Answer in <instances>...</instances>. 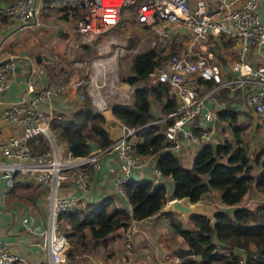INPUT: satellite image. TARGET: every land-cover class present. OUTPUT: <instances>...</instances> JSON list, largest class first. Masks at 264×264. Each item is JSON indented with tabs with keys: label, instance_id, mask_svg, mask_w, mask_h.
I'll list each match as a JSON object with an SVG mask.
<instances>
[{
	"label": "built area",
	"instance_id": "obj_1",
	"mask_svg": "<svg viewBox=\"0 0 264 264\" xmlns=\"http://www.w3.org/2000/svg\"><path fill=\"white\" fill-rule=\"evenodd\" d=\"M46 4L51 12L46 16L54 21L48 27L55 24L65 33L73 30L84 42L111 30L127 9L137 24L156 30L160 36L166 37L169 33L187 36L184 47L159 57L158 65L150 73L169 85L176 96L175 107L152 123L167 122L165 137L171 144L169 148L179 155L183 153L184 141L203 144L214 139L216 112L210 103L225 87H244L248 106L264 124V62L253 63L250 59L251 47L264 43V22L257 0H0V18L17 26L16 29L34 28L42 24ZM221 38L233 40L237 46L231 65L235 76L222 80L219 75L227 72L221 68L214 49L215 41L219 44ZM104 51H110L116 58L124 56L127 50L119 46L111 50L108 46ZM16 61L17 57L12 54L0 59V93L11 85ZM93 65V73L87 79L72 82L77 99H83L84 93L78 88L85 86L96 109L110 112L109 97L118 90L123 98L130 88L117 86L113 74H106L105 61L99 59ZM28 74L42 76L44 83L41 82L31 99L22 98L2 111L4 118L20 124L22 131L0 139V181L4 183L3 196L17 183L40 185L45 189L46 214L42 223H33L27 217H22L21 222L35 237L33 242L49 255L50 264H62L68 241L60 231L59 214L89 204L87 197L93 193L92 173L101 168L103 156L110 154L118 162L120 174L113 186L119 194H122V182L128 178L147 175L155 185L163 184L165 178L154 164V156H143L135 149V133L145 126L128 127L119 121V132L108 146L86 156H72L66 143L50 126L51 118L57 114L51 111V106L59 101L65 84L52 85L51 77L39 63L33 65L30 61ZM205 82L211 83L205 85ZM41 101H47L49 107L41 108ZM41 138L47 148L33 150L31 144ZM67 182L76 193L65 190ZM124 236L125 246L130 250L131 231L126 229ZM145 256L149 258L148 254ZM22 261L24 257L0 239V264Z\"/></svg>",
	"mask_w": 264,
	"mask_h": 264
},
{
	"label": "trees",
	"instance_id": "obj_2",
	"mask_svg": "<svg viewBox=\"0 0 264 264\" xmlns=\"http://www.w3.org/2000/svg\"><path fill=\"white\" fill-rule=\"evenodd\" d=\"M45 8L49 9V4ZM228 41L221 38L219 44ZM159 59L156 48L133 57L132 72L121 79L135 86L132 102L114 103L111 111L128 127L145 126L135 133V149L143 156H154V164L173 189L168 191L165 185H155L147 177L128 178L121 184L124 203L109 208L113 199L108 198L98 204L62 211L59 214L60 231L66 235L68 245H73L78 253H73L70 248L65 252L63 264H79L76 256L86 252L89 242L90 247L100 242L104 244L119 227L131 228L132 221L156 214L167 217L170 229L185 241V245L172 250V254L180 258L179 264H212L218 261L225 264H264V199L255 200L252 207L239 206L253 186L264 191V150L254 154L253 159L250 157L249 147L243 143L237 123L239 110L232 107L234 98L231 97L227 98V106L218 110L217 116L219 121L228 123L233 137H223L216 144L204 142L191 165L184 166L180 155L169 148L171 144L164 134L167 122L152 123L160 117L155 114L154 101L160 104L161 116L176 105V96L169 85L158 80L153 84L145 83ZM58 73L64 75V84L70 73L59 68ZM210 83L205 82V85ZM106 123V117L96 109L88 94L70 113L55 114L50 120L52 130L66 143L74 157L89 155L112 142ZM254 162L261 166L255 175L252 174ZM211 189L219 190L220 202L230 207L219 208L214 225L203 215H193L190 217L193 227L188 228L173 213H161L163 205L172 198L188 197L195 202ZM234 247L244 249L245 261Z\"/></svg>",
	"mask_w": 264,
	"mask_h": 264
},
{
	"label": "crops",
	"instance_id": "obj_3",
	"mask_svg": "<svg viewBox=\"0 0 264 264\" xmlns=\"http://www.w3.org/2000/svg\"><path fill=\"white\" fill-rule=\"evenodd\" d=\"M257 2L261 20L264 22V0H257ZM53 32L54 31H51V33ZM58 37L61 36L58 35ZM171 37L177 36L173 35ZM230 41H232V45L229 43H221L220 46L224 61L226 60L227 62V65L221 64V68L227 73L220 74V80L235 76V72L231 70V65L235 57L232 61L231 58L235 55V49L237 46L236 43L234 44L233 40ZM40 45V48L36 46V49L32 50L33 60L29 54L22 55L17 59V67L12 74L11 85L8 90L0 93V139L9 135L19 134L22 131V126L6 120L2 115V111H4L11 103H15L22 98L25 100L31 99L40 88L41 82L44 83V78L42 76L36 77L33 74H28L30 61L33 65L37 63L42 65L46 73H48L46 64L50 65L55 61V56L50 51L52 44L49 45V49H47L45 43H40ZM38 53L49 55L51 61L47 62L41 60L40 62H37L35 60V55ZM7 55L9 54L0 52V59L5 58ZM250 59L253 63L264 62V43L259 47H251ZM75 80H77V78L73 80L72 74L68 75L67 80L64 83L65 89L62 92L59 101H57V103L53 102V105L51 106V111L53 113L68 114L75 108V105L78 102L77 90L72 85V82ZM123 83L125 84V82ZM226 89L229 90L228 94L219 98L221 91L225 90L223 88L214 95L213 100L210 103L211 107L214 108L216 112L213 133L214 139L211 141L213 144L218 143L221 136L226 134L222 132L218 124L219 120L217 112L219 109L227 106V98H234L232 107L239 110V113L240 110L243 109L242 107H244V104L247 103L244 87H227ZM240 101H244L243 106H241L242 103H239ZM40 107L47 109L49 107L47 101H41ZM103 114L107 120L105 126L109 131L110 137L113 139L119 132V119L113 115L111 110L110 112H104ZM155 114L157 115V109H155ZM238 116H242V114H238ZM203 144H188L184 141L183 153H181L180 156L189 162V156L192 155V157H194L198 148ZM262 149L264 150V148ZM256 153H259V150ZM100 165L101 168L92 173L93 179L91 185L93 187V193L91 196L87 197L89 205L95 203L98 204L108 198H112L113 201L117 203L116 205L124 203V195L117 193L113 186L114 179L120 174L118 162L110 154H107L100 159ZM146 174H149L148 169ZM145 177L148 178L149 176L146 175ZM67 184L68 187L65 188V190H67L69 194L77 192L69 182H67ZM3 187V181H0V239L3 240L12 250L17 251L24 257V261L16 264H50L49 255L33 242L35 237L30 234L29 230L21 222L22 217H27L33 223H42L46 214V204L44 201L46 193L45 189L40 185L17 183L10 192L3 196ZM214 192L215 197L212 196V193ZM250 192L243 197L239 206L252 207L254 205L255 200L258 198L256 197L255 192L253 193L255 196L249 195ZM207 193H210L208 194L209 196L204 195L198 200V202L204 203L217 210H219V208H230L220 202L219 190L211 189L207 191L206 194ZM19 195H21L20 198ZM173 214L176 215L185 226L187 222L192 224L190 218H185L183 215L177 213ZM131 224L133 225L131 228L128 227L124 229L119 227L116 229L107 237L104 244L100 242L95 247H92L94 248L93 251L82 253L81 257H83V259L79 264H179L181 262L180 258L172 254V250L177 246L185 245V241L181 236L170 229L167 217L156 214L142 220L132 221ZM186 227L192 228L193 224L192 226L189 225ZM126 229L132 231L134 239L133 246L130 250L125 246V237L123 241L124 231ZM146 254L149 255V258L145 256Z\"/></svg>",
	"mask_w": 264,
	"mask_h": 264
},
{
	"label": "rangeland",
	"instance_id": "obj_4",
	"mask_svg": "<svg viewBox=\"0 0 264 264\" xmlns=\"http://www.w3.org/2000/svg\"><path fill=\"white\" fill-rule=\"evenodd\" d=\"M190 3L193 2L191 1ZM50 14V9L45 8L43 15H41L42 24L34 28L23 27L20 29H15L17 26L7 21L6 19L0 18V52L5 54H12L16 56L17 59L22 55L29 54L31 56V59L33 60L34 58L32 50H35L36 46L40 48V43H45V46L47 47V49H49V45L52 44L50 51L55 56V61L53 62V64L48 65L46 69L49 76L51 77L52 85L55 86L62 85V78L64 76L63 74L58 73V68L59 70H67V73L72 74L73 80L76 78L87 79L88 74L93 73V62L99 59L105 61L106 74H113V76L116 78L117 86L119 84H122L123 88H125L126 85L130 88L128 95L124 96L123 98L119 96V92L117 90L115 95L109 97V101H107V104L109 105L118 102H132L133 86H131L130 84L128 85L127 82H125L127 84H124V81H122L121 79L126 74H130L132 72V60L137 53L156 48L158 50L159 57H163L169 52L178 51L179 48L184 47V44L187 40L186 35L183 37H171L173 35L169 33L166 37L160 36L156 30L151 29L147 26L144 27L137 24L134 17L131 15L130 10L127 9L122 14L119 23L111 30L103 33L102 35L92 39L89 42H84L82 38L78 36V34L73 30H70V32L66 33L64 31L58 32L60 29L58 30V26L55 24H53L51 30L48 27V23H54V21H52L53 19L51 17L46 16ZM46 29H49L50 31ZM51 31L54 32L51 33ZM58 35H60L61 37H58ZM131 40H133V42H131ZM231 42L232 41L230 40L228 41L229 44H231ZM212 45L213 41H210V46ZM108 46L109 48H111V50L116 46H119L126 48L127 51L124 56H117L116 58H113L110 51H104ZM214 49L217 50V59L219 64L227 65L226 60L224 61V57L218 43H215ZM234 57L236 58L235 55L232 56L231 61L234 59ZM155 82V76H150V78L145 83L153 84ZM78 91L82 94L84 93V95L87 94L85 86L78 88ZM120 92L122 93L123 90H120ZM228 92V89L221 91L219 98L224 97V95L228 94ZM239 103H242L241 106H243L244 101H240ZM153 107L157 109V114L161 116L162 112L160 110V104L154 101ZM242 108L243 109L240 110L239 113L242 114V116L238 117L237 123L241 128L240 135L242 136L243 143L247 147H249V155L253 159L254 154H256L258 150L260 153L263 150L262 148H264V124L259 117L254 115L247 103H245L244 107ZM218 124L222 132L226 133V136L233 137L230 126L227 125L228 123H222V121H219ZM225 135L223 134L219 141L222 140L223 137H226ZM31 147L33 150L42 151L47 148V144L44 139L41 138L37 143H32ZM192 158V155L189 156L188 162V160L180 156L181 163L184 166H189L192 163ZM253 167L255 168L253 169L252 174L255 175L260 171L261 166L254 162ZM254 192L256 193V197L258 199H264V191H260L258 187L253 186L249 195L255 196L253 194ZM208 194L210 193L205 194V196ZM212 196L215 197V192L212 193ZM20 197L21 195H19V198ZM44 201H46V198H44ZM116 204V202L112 201L111 203H109V208L114 207ZM189 225L192 226L190 222H187L186 226ZM131 242L133 246V236ZM90 245L91 242H89V247L86 252L93 251L94 248L90 247ZM70 248L73 253H77L75 248L71 244L67 246L66 252ZM76 259L80 263L83 257H81V255L79 254L78 256H76ZM212 264L225 263H223L222 261H218L213 262Z\"/></svg>",
	"mask_w": 264,
	"mask_h": 264
},
{
	"label": "water",
	"instance_id": "obj_5",
	"mask_svg": "<svg viewBox=\"0 0 264 264\" xmlns=\"http://www.w3.org/2000/svg\"><path fill=\"white\" fill-rule=\"evenodd\" d=\"M60 31L61 30H59V32ZM35 60L37 62H40L41 60L49 62L51 61V57L47 54L38 53L35 55ZM88 144L91 146L93 145L91 141H88ZM163 181V184L166 186L167 190L172 191L173 187L169 180L165 179ZM217 211V209L204 203L198 201L191 202L188 197L172 198L168 200L161 208V212L164 214L177 213L183 215L185 218H190L193 215H203L210 220L211 225H214L216 221L215 214ZM234 251L240 254L244 261L246 260L247 256L243 248L234 247Z\"/></svg>",
	"mask_w": 264,
	"mask_h": 264
}]
</instances>
